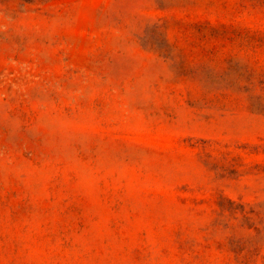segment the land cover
Segmentation results:
<instances>
[{
    "label": "rangeland",
    "instance_id": "1",
    "mask_svg": "<svg viewBox=\"0 0 264 264\" xmlns=\"http://www.w3.org/2000/svg\"><path fill=\"white\" fill-rule=\"evenodd\" d=\"M0 264H264V0H0Z\"/></svg>",
    "mask_w": 264,
    "mask_h": 264
}]
</instances>
